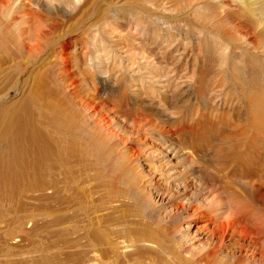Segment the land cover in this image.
<instances>
[{
    "label": "bare ground",
    "instance_id": "6f19581e",
    "mask_svg": "<svg viewBox=\"0 0 264 264\" xmlns=\"http://www.w3.org/2000/svg\"><path fill=\"white\" fill-rule=\"evenodd\" d=\"M62 1L49 0L50 5L44 8L40 4L35 6L30 0H6L5 4L0 0V8H4L0 10V30H9L10 35L16 34L17 38L15 46L12 44L15 47V50L12 48L13 56L8 53V58H12L10 63L15 67L18 63L15 61H20L18 64L36 62L40 67L38 64L42 58L45 66L50 60L46 72L54 82L53 101L50 100V112L46 114L47 130L38 127L34 109L25 107L23 112L11 117L12 126L4 135L3 147L0 148V212L1 203L12 202L21 191L23 194H36L37 198L48 196L51 201V205H47L49 225L51 230L58 228L53 229V246L59 248L62 242L59 248L62 250L73 239L70 232L78 233L76 227L72 231L70 229L78 213L68 214L66 211L75 198L79 199L81 212L92 229L85 231L83 237L81 226V233L79 231V237L75 235L78 238L74 242L80 244L85 241V248H89L92 256L96 257L98 248L105 247L103 258L93 260L98 264H264V71L259 72V63L249 70H257L252 72L255 79L260 75L256 81L254 77L253 82L249 80L251 85L246 82V71L239 73L240 77L247 79L243 80L246 87L249 86L241 99L246 110L244 113L233 110L234 116H217L214 109L207 107L210 104L204 105L209 87L200 80L197 88L194 85V91L190 89L192 99L175 107L178 117L171 122L172 132L160 133L159 128L149 126L147 119L152 116L156 120L160 118L163 124L167 121L153 113L149 104L148 109L141 101L131 103L122 75L115 78V86H106L110 104L104 101L107 96L102 99L100 89L93 81L95 75L83 68L76 58L80 42H74L70 36L59 39L65 27L61 6L77 8L73 0ZM184 1L196 14L202 9L200 2L204 0ZM208 1L206 4L214 3L219 12L203 19L206 23L204 30L208 36L215 35L219 40L213 37L215 41L207 52L222 53L218 57L226 59L223 58L224 63L220 59V66L224 64L222 67L230 72L240 68L230 66L228 60L234 58L226 51H243L244 55L248 52L259 57L258 51H264V3L261 0ZM228 1L235 5H228ZM7 35L9 33L5 38ZM50 42L55 43L51 47H56L55 51H49ZM6 59L3 58L4 61ZM200 75L206 76L204 73ZM141 90L142 94H152L153 99L157 98L156 91L150 86L142 85ZM170 94L173 96L175 93ZM164 96L157 98L159 103L166 102ZM125 107L130 110L124 116L129 122L132 117L133 125L139 130L136 139L114 119ZM206 109L209 114H206ZM252 132H255L256 140L253 145L258 144L255 149L247 147L245 140ZM134 148L137 150L135 153L132 151ZM48 163L51 179L46 181L43 169ZM75 166L80 167L77 172H74ZM145 167L150 176L143 174ZM91 172L101 175L104 178L101 182H106L103 186L105 194L96 200L90 186L93 184L91 179L95 177ZM34 178L35 183L27 182ZM95 178L93 181L97 180ZM25 181L29 184L23 188ZM159 189L165 199L160 197L161 204L157 206L154 204V191ZM126 202L136 209L131 218L138 219V229H119L121 227L116 228L112 221V216ZM252 217L254 224L248 228L244 224ZM203 219L215 225L214 228L200 226ZM193 228L196 229L194 232ZM80 234L84 240L79 239ZM192 235L202 246L195 249L190 244ZM128 239L131 259L120 260L113 254H116L117 246L129 244ZM149 246L153 250L148 251ZM47 251L53 260L60 256L52 250ZM45 253V250L40 252L41 256Z\"/></svg>",
    "mask_w": 264,
    "mask_h": 264
},
{
    "label": "rangeland",
    "instance_id": "374dc122",
    "mask_svg": "<svg viewBox=\"0 0 264 264\" xmlns=\"http://www.w3.org/2000/svg\"><path fill=\"white\" fill-rule=\"evenodd\" d=\"M5 1L6 0H1L3 4H5ZM30 1L33 2L35 6L40 4L44 8H48L50 5L49 0ZM261 1L264 3V0ZM177 2L180 4L177 5ZM73 3L77 7L74 8V10L68 5H62L60 8V14L63 16V24L65 27L64 33L59 39L62 40L70 36V38H73L74 42H80L79 47L76 50V58H78V61H80L82 67L84 66L83 68H87V71H90L95 75L93 81L98 86V90L100 89L99 94H101L100 96L102 99L108 95L106 92V86L109 88L115 86V78L121 77L122 75L125 77L124 80H126L125 82L127 83L126 86L128 90L126 93L127 97H129V100H131V103H134L135 101H141L140 103L144 105L146 104L145 106L147 108V104H149L150 110H153V113H157L158 117L160 116L161 119H165L170 125L169 126L166 122L163 124L162 120L160 122V118L157 117L158 119L156 120L155 117L151 116L147 119V122L150 123L149 126L157 127V129H160V133L167 134L173 130L171 122L173 119L178 117L175 107L192 97L193 93L191 90L194 91L197 88V84L200 80L209 87V89L206 90L208 95H205L204 99L206 101L204 100V105L207 106L210 104L207 107L214 109V112L216 114L218 113L217 116L230 117L234 116V111H240L243 113L246 111L244 107H242L244 106V103L242 105L243 101L241 99L242 96H245L244 90L246 88L248 89V85H251L249 80L250 82H253L255 79L252 72H257V70H249H252L253 67L259 63V68H261L259 72L264 71V51H258L259 57L257 58L248 52L244 55L242 54L243 51H226V54L228 53L230 54L229 56L234 58L233 60H228L230 66L232 67L233 65H236L240 69L235 71L230 67L231 72L233 71V73H231L230 70L222 67L224 64L220 66V59L223 60L224 57L221 55L222 58H219L218 56L222 53L216 55L217 53L213 51H209L210 53L207 52L209 47L215 41L213 37H216L217 40L219 39L215 35H212L213 37L208 36L207 32L204 30L206 23L203 21V19H206V16L209 18L213 14H217L219 12L216 9L214 3H212L214 4L213 7L212 4H206L209 3L208 0L201 1L200 3H202L203 7L201 10H199V12L196 11V14H194L195 12L193 13V10H191L190 7L186 6L184 0H73ZM226 3L232 6L235 5L230 1ZM53 4L58 5V3L55 2H53ZM205 4L207 6H205ZM1 8L0 10L3 11L4 8ZM199 24H201L203 27H200ZM213 31H215V29ZM6 32L10 35L9 30H0V36L2 35L4 38H1L2 36L0 37V51H4L0 53V148L3 147L2 140L4 135L7 133L8 128L12 126L13 121L11 117L15 114L23 112L25 107L29 108V110L34 109V118L38 123V127L40 126L41 128L47 130V115L50 112L49 106L53 101L52 87L54 83L49 73L46 72V67L49 66H47V64L50 63L49 59V62H46V66L43 64L44 67L42 69H40L43 66L42 60L43 62L45 61L43 58L38 64L40 67L36 66V62L33 64H28L23 61L24 63L22 62L18 64L20 61H15L16 63L18 62L17 65L15 63L13 64L18 68L16 66L14 67L10 63L9 60L11 56L10 58L8 57L9 54L13 56V51L15 50L14 46L17 43V38L15 36L16 34H11L10 36L12 38L9 37V35H7L8 38H5V35L7 34ZM9 38L11 41H13L12 43L9 42ZM222 38L224 37L222 36ZM54 41H57V39ZM54 44V42L49 43V51H55L56 47L51 48ZM5 52L6 55L3 56ZM210 54L213 58L210 56ZM3 58L6 60L4 61ZM225 59L226 58H224V60ZM224 60L222 61L223 63L225 62ZM6 61H8L10 64ZM19 65L22 68H20ZM147 69L150 71H147ZM242 70L246 71L248 80L244 76L240 77ZM151 71L152 73L148 74V72ZM200 73H204V75L208 77L201 76ZM248 73L250 76H248ZM237 75L239 76V79L242 78V80H239ZM257 76L260 77V75ZM253 77L254 79L252 80ZM258 77L256 78L257 80ZM244 78L247 80L246 82L249 83L247 87L246 82H243V80H245ZM179 84L180 87L178 86ZM142 85H147L153 88L157 93L158 99H162L161 95H165L164 97L167 99V103L163 101L159 103L160 100H158L156 97L153 99L154 96L152 94H148L150 95L149 97L147 94H142ZM173 89L175 91H173ZM254 89L255 88H253L251 91ZM172 92L173 94L175 93V96L170 94ZM189 94H191V96ZM107 97L104 99L105 102H109L110 98ZM172 97H175L176 99ZM51 99L52 101H50ZM108 104H110V102ZM140 106L142 107V105ZM128 109L130 110V108H123L117 113L114 119L117 120L116 122H118L120 127L126 130V132L128 131V134L134 135V138L136 139V136L139 134V130L137 126L133 125V118L131 117V122H129V120L124 116ZM132 110L134 109L132 108ZM135 111H133V113ZM209 113L210 112L207 110L206 114ZM198 116H200L199 113ZM40 123L41 125H39ZM162 125L164 127H162ZM214 126L215 125H213V127ZM159 131L156 133L158 134ZM254 133H249L250 135L247 136L248 139H245L247 140V147L252 148L253 146V148H256L258 145H253V143L256 141ZM132 151L134 153L137 152L136 148H134ZM49 165L50 164L48 163V165H44L46 168L43 167V175L46 177L44 178L46 181L51 179V176H48L50 175ZM79 168L80 167L75 166L74 172H77ZM143 174L150 176V172L146 167L143 170ZM91 175H95V177H97V180L94 181L93 179L95 177L92 176V179L89 178L91 179L90 183H93L90 186L92 187L94 199H97L98 197H101L105 194L103 186L106 184V182H101L102 179H104L101 175H97L94 172H91ZM35 180L36 178L26 181L29 183H35ZM98 180L99 182H97ZM26 181L23 188H25V185L29 184H27ZM77 193H79L78 190L76 194ZM17 194L18 195H16L13 200L15 201L14 203H12L13 201L10 203L4 201L5 204L4 202L1 203L0 264H98L97 261L93 262V260H96L97 258L100 260V258L103 256V250H106L105 247H101L100 249L102 250L98 248V257L93 255L94 258H92L93 256L89 252V248H85V241L80 242V244L79 242H74L76 241L75 239L79 237L78 233L81 230H79L81 226H83L81 228L82 231H84L83 237L85 231L92 229L85 218L84 213L82 214L81 212L82 206L78 203L80 202L79 199L77 200V198H75L74 202H72L70 205L69 210L66 211L68 214L78 213L76 214V218H73L75 224L72 222L70 224L71 227L69 226L70 229L72 228L71 231L74 229L73 227H76L75 229H78V231H76L78 233L74 234L68 231V233L70 232V235H68H72L74 240L69 237L72 240L70 239L66 243L64 247L65 249L60 250L59 248L62 242L59 244V248H57V246H53L55 244V239L52 238L54 237L52 234L53 229L55 228L58 230V228L53 227L51 230L52 227L49 225L50 211L49 206L47 205H51V201L49 200L48 196L40 195L39 198H37L36 194L35 196L31 193L23 194L22 191ZM20 195L22 196L20 197ZM72 195L75 197L74 193H72ZM31 197H33V199ZM154 197V204L157 206L161 204V199H165L161 189L154 191ZM126 203L124 204L125 206H122L115 212V214L113 213V216L111 212L107 211L111 213L113 218L112 221H114L116 224H114V222L112 223L116 225V228H119L118 226H120L121 228L119 229H126L128 231H131V227L132 229H138V219L133 217L131 218V213H133L136 209L130 207L128 202ZM95 204L98 205L99 203ZM131 204L133 203H130V205ZM32 216L34 217L32 218ZM252 218L245 222L244 225L246 227L249 228L254 224H252V221H255V219L254 217ZM117 223H119V225H117ZM208 225H210V228L212 229L215 226L211 225V223L207 222L205 219L200 222V226L204 228H206ZM86 227L88 229H86ZM195 230L196 229L193 228V232ZM75 235L78 237L75 238ZM81 235L82 234H80L79 239L84 240ZM65 238L67 239L66 235ZM127 242L129 243L130 240L128 239ZM189 242L191 245L195 246V249L202 246L200 243H198L199 239L194 238V235L190 237ZM82 244H84V246ZM73 246L75 247L73 248ZM42 248L46 252L43 254V256L40 254V252L43 251ZM52 248H54V250ZM117 248V252L114 251L116 254H113L116 258H119L120 260H128V258L131 259V243L126 244L125 246H117ZM149 248L150 249L147 248L148 251L153 250L151 246H149ZM47 250H52L51 252L54 251L58 256L60 255L59 258L57 260L51 259V256L47 253ZM58 250L60 251V254ZM87 250L91 255L87 254ZM100 251L103 252L101 253Z\"/></svg>",
    "mask_w": 264,
    "mask_h": 264
}]
</instances>
